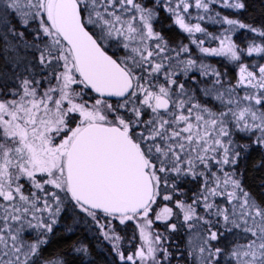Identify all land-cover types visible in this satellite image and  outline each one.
<instances>
[{
    "label": "snow or ice",
    "instance_id": "1",
    "mask_svg": "<svg viewBox=\"0 0 264 264\" xmlns=\"http://www.w3.org/2000/svg\"><path fill=\"white\" fill-rule=\"evenodd\" d=\"M250 11L0 0V264H264Z\"/></svg>",
    "mask_w": 264,
    "mask_h": 264
},
{
    "label": "trees",
    "instance_id": "2",
    "mask_svg": "<svg viewBox=\"0 0 264 264\" xmlns=\"http://www.w3.org/2000/svg\"><path fill=\"white\" fill-rule=\"evenodd\" d=\"M249 3L251 4V11L241 18L245 20H258L260 18L261 12L264 11V0H249ZM235 39L238 43L242 44L244 37L238 32ZM65 222L71 223L70 220Z\"/></svg>",
    "mask_w": 264,
    "mask_h": 264
},
{
    "label": "flooded vegetation",
    "instance_id": "3",
    "mask_svg": "<svg viewBox=\"0 0 264 264\" xmlns=\"http://www.w3.org/2000/svg\"><path fill=\"white\" fill-rule=\"evenodd\" d=\"M209 27H210V30L212 29V26L211 25H209Z\"/></svg>",
    "mask_w": 264,
    "mask_h": 264
}]
</instances>
